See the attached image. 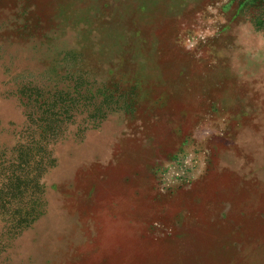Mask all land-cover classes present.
<instances>
[{
    "label": "rangeland",
    "instance_id": "obj_1",
    "mask_svg": "<svg viewBox=\"0 0 264 264\" xmlns=\"http://www.w3.org/2000/svg\"><path fill=\"white\" fill-rule=\"evenodd\" d=\"M0 264H264V0H0Z\"/></svg>",
    "mask_w": 264,
    "mask_h": 264
}]
</instances>
